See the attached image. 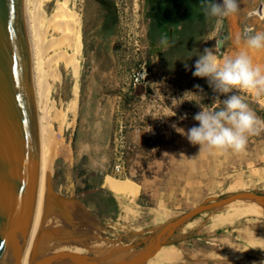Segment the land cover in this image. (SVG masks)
Segmentation results:
<instances>
[{
	"label": "rangeland",
	"instance_id": "rangeland-1",
	"mask_svg": "<svg viewBox=\"0 0 264 264\" xmlns=\"http://www.w3.org/2000/svg\"><path fill=\"white\" fill-rule=\"evenodd\" d=\"M57 1L44 2L48 16ZM68 1L69 10L81 19L80 70L74 76L70 69L62 67L61 79L50 94L47 109L55 141L52 146L60 151H56L58 156L52 168L53 191L65 199L78 200L85 209L83 214H74L71 208L68 216L76 215L91 225L95 239L121 241L123 246L140 251L139 257L145 259L139 264H181V261L158 263L159 251L162 248L175 251L183 238L192 242L198 233L208 238L233 227L251 228L262 234L264 246V183L233 188L234 191L224 194L186 193L192 189L191 185L177 177L174 164L167 162L161 170L155 163L160 157V147L171 144L180 135L177 124L169 116L168 123L164 122L160 100L154 97L152 105L156 108L151 113L144 111V102L149 103L151 95L162 94V76L196 78L192 72L197 54L203 53L208 44L215 45L213 38L225 37V42L230 43L236 35L229 32H242L246 27L264 32V15L260 12L264 0H240V11L225 19L220 30L214 20L205 16L191 29L190 22L198 17L197 12L189 11L185 23L182 19L185 9L178 3L165 16L161 11L163 5H151L149 0ZM165 24H170L167 50L159 43ZM151 118L157 122L148 128ZM145 128H148L145 141L133 143L130 132ZM119 162L124 166L122 174L115 169ZM106 178L135 184L131 181L134 180L143 185L135 199L117 196L102 186ZM250 198L257 200L263 214L237 215L235 204ZM194 210L198 212L172 230L174 221ZM61 213L51 202L48 219L57 218L61 223L58 226H62ZM192 222L194 227L187 234H178ZM51 226L54 225H47ZM193 245L185 247L191 249ZM65 250L78 251V248L65 245ZM247 251V264H264V247L253 250L248 246ZM80 254L105 264H121L99 251L81 248Z\"/></svg>",
	"mask_w": 264,
	"mask_h": 264
},
{
	"label": "water",
	"instance_id": "water-1",
	"mask_svg": "<svg viewBox=\"0 0 264 264\" xmlns=\"http://www.w3.org/2000/svg\"><path fill=\"white\" fill-rule=\"evenodd\" d=\"M31 53L24 0H0V264H17L26 246L37 204L40 140L32 84ZM46 218L53 202L62 211V226L43 227L31 254L34 264H105L76 250L39 252L44 240L89 252L93 227L74 214L85 209L76 199L54 193L49 181ZM191 211L172 224V230L195 215ZM142 256L133 264H139Z\"/></svg>",
	"mask_w": 264,
	"mask_h": 264
},
{
	"label": "crops",
	"instance_id": "crops-1",
	"mask_svg": "<svg viewBox=\"0 0 264 264\" xmlns=\"http://www.w3.org/2000/svg\"><path fill=\"white\" fill-rule=\"evenodd\" d=\"M240 33L241 31L229 32L230 35L236 36ZM207 46L213 48L214 44ZM221 50L219 52L221 57L235 56L240 51H247L253 63L264 68V49L249 50L243 43L237 45L233 38L230 43L225 42ZM162 79L163 92L160 95H151L149 103L144 102L145 113H151V110L156 108V105H152V98L159 99L161 115H165L164 122L168 123L171 118L170 120L177 124V128L183 129L186 133L191 127L198 126V122L193 117L201 108L216 107L213 103L214 93L206 78L180 79L169 74L162 76ZM197 84L201 86L203 92L194 87ZM242 95H245L246 102L257 116L264 119V106L261 104L264 95L260 97L254 94L242 93ZM143 98L145 99V96ZM184 116L186 118L181 119ZM160 119L163 122V119ZM156 122V118H151L148 128L150 124ZM148 128L131 131L130 140L135 144H142L148 137ZM178 132L180 135L171 144L166 143L160 147V157L155 163L161 170L167 162L174 164L178 172L177 177L185 180L186 185H191L192 189L186 193L212 194L219 191L224 194L234 191L233 188L264 183V133L250 137L243 153L221 154L200 153L199 145H192L184 134ZM131 181L135 182L139 190L141 189L142 183L140 185L134 180ZM217 186L220 190H216ZM262 243V234L258 235L251 228L233 227L224 230L221 234L214 233L213 237L208 238L198 233L192 238V242L188 238H183L181 246L171 251L175 254L172 261H181V264H247L248 246L253 250H261L264 247ZM185 244L194 245L190 249L185 247Z\"/></svg>",
	"mask_w": 264,
	"mask_h": 264
},
{
	"label": "bare ground",
	"instance_id": "bare-ground-1",
	"mask_svg": "<svg viewBox=\"0 0 264 264\" xmlns=\"http://www.w3.org/2000/svg\"><path fill=\"white\" fill-rule=\"evenodd\" d=\"M44 2L50 3L52 0H24L25 26L31 53L32 84L40 140V175L37 204L31 231L17 264H34L31 261V254L40 230L47 225L58 226L61 224L57 218H54V220L53 218H46L49 181L52 176L55 156H58V154L56 155L58 149L55 151L54 145L52 146L55 141L53 142L54 137L48 123L47 109L50 94L61 79L62 67L70 69L74 76L79 75L78 58L82 52V40L79 30L81 19L69 10V1L63 0V2H60L58 0L55 9L49 16L46 14ZM75 105L76 101L73 102V106ZM56 148H59V146ZM62 150L64 149L62 148ZM58 152L60 153L59 150ZM102 186L117 196H128L134 199L140 192L132 182L123 183L109 178L104 180ZM256 201L250 198L238 202V204H235V213L239 216L261 214L262 209L259 208ZM235 215L233 214V216ZM193 227V222L186 224L178 231V234H184ZM109 241L91 240L92 252L99 251L104 256L121 264H132L140 255V251L123 246L120 243L121 241L119 243ZM155 246L153 245V247ZM59 250H65V245L54 241L44 240L39 246V252H56ZM77 252L80 253L81 248H78ZM174 257L175 254L170 249L162 248L158 253L157 262L167 263L172 261ZM144 259L145 256L142 257V260Z\"/></svg>",
	"mask_w": 264,
	"mask_h": 264
},
{
	"label": "clouds",
	"instance_id": "clouds-1",
	"mask_svg": "<svg viewBox=\"0 0 264 264\" xmlns=\"http://www.w3.org/2000/svg\"><path fill=\"white\" fill-rule=\"evenodd\" d=\"M199 6L205 18L214 20L217 30H220L225 19L240 11V0H222V3L200 0ZM213 39L216 41L213 48H205L203 53L197 54L192 75L206 78L214 93L213 103L216 107L201 108L193 117L198 126L191 127L186 133L183 129L178 131L192 145H199L200 153L240 154L246 150L250 137L264 133V119L257 116L246 102L245 95H242H264V68L254 64L247 51L221 57L219 52L226 38ZM235 42L237 45L243 43L249 50L260 51L264 49V32L246 27L235 37ZM159 43L167 50L170 46L169 37L161 36ZM184 67L186 70L189 68L187 63ZM194 87L203 92L200 85Z\"/></svg>",
	"mask_w": 264,
	"mask_h": 264
},
{
	"label": "trees",
	"instance_id": "trees-1",
	"mask_svg": "<svg viewBox=\"0 0 264 264\" xmlns=\"http://www.w3.org/2000/svg\"><path fill=\"white\" fill-rule=\"evenodd\" d=\"M214 2H217V3H222V0H214ZM149 3L151 5H163L161 6V11L162 13L166 16L169 14V12H171V8H172V5H175V4H180L182 8H184V17L182 18L183 21H187V14L189 13V11H195L197 12V18H195L194 20H191V29L192 28H196L199 23L202 22V19L204 17V14L199 6V3H200V0H149ZM169 28H170V24H165L163 26V33L164 35H167L169 37ZM178 33L180 32L179 30L177 31Z\"/></svg>",
	"mask_w": 264,
	"mask_h": 264
},
{
	"label": "built area",
	"instance_id": "built-area-1",
	"mask_svg": "<svg viewBox=\"0 0 264 264\" xmlns=\"http://www.w3.org/2000/svg\"><path fill=\"white\" fill-rule=\"evenodd\" d=\"M116 172L122 174L124 172V166L122 162H119L116 166H115Z\"/></svg>",
	"mask_w": 264,
	"mask_h": 264
},
{
	"label": "flooded vegetation",
	"instance_id": "flooded-vegetation-1",
	"mask_svg": "<svg viewBox=\"0 0 264 264\" xmlns=\"http://www.w3.org/2000/svg\"><path fill=\"white\" fill-rule=\"evenodd\" d=\"M260 12H261V13H264V4H262V5L260 6Z\"/></svg>",
	"mask_w": 264,
	"mask_h": 264
}]
</instances>
